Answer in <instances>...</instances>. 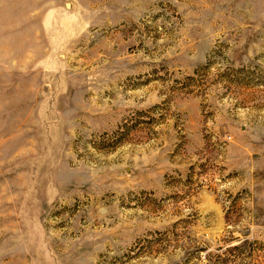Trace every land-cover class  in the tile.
Listing matches in <instances>:
<instances>
[{
    "label": "rangeland",
    "instance_id": "rangeland-1",
    "mask_svg": "<svg viewBox=\"0 0 264 264\" xmlns=\"http://www.w3.org/2000/svg\"><path fill=\"white\" fill-rule=\"evenodd\" d=\"M0 264H264V0H0Z\"/></svg>",
    "mask_w": 264,
    "mask_h": 264
}]
</instances>
